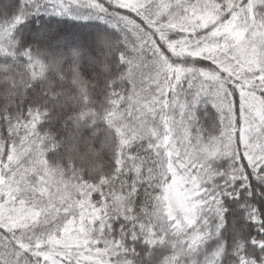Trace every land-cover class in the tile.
<instances>
[{"label":"snow or ice","instance_id":"obj_1","mask_svg":"<svg viewBox=\"0 0 264 264\" xmlns=\"http://www.w3.org/2000/svg\"><path fill=\"white\" fill-rule=\"evenodd\" d=\"M0 264H264V0H0Z\"/></svg>","mask_w":264,"mask_h":264}]
</instances>
